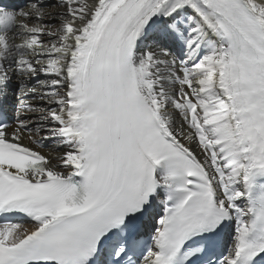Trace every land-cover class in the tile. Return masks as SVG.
<instances>
[{
    "label": "snow or ice",
    "instance_id": "6c2138e0",
    "mask_svg": "<svg viewBox=\"0 0 264 264\" xmlns=\"http://www.w3.org/2000/svg\"><path fill=\"white\" fill-rule=\"evenodd\" d=\"M58 3L0 7V264H264V0Z\"/></svg>",
    "mask_w": 264,
    "mask_h": 264
},
{
    "label": "bare ground",
    "instance_id": "6f19581e",
    "mask_svg": "<svg viewBox=\"0 0 264 264\" xmlns=\"http://www.w3.org/2000/svg\"><path fill=\"white\" fill-rule=\"evenodd\" d=\"M84 3H90V0H84ZM29 6H30V4H27V6L21 8L20 10L27 11V10H29ZM39 6L44 9L46 15L40 21H37L34 18L28 19L26 22L29 25H31V26H34L36 23H48V24L55 25L57 23V20L50 19V16L57 15L59 12L64 11V9L60 8L58 0H52L47 5L39 4ZM17 32H18V29H15V28L9 32V36L13 37V42H15V43L18 42L17 39L19 37L18 35H16ZM42 39L44 41H47L49 38L47 36H43ZM9 76H10V79L6 82V84L0 86V88L2 90H4V91H7L9 93L10 102H12L15 105H17L18 99H20V98L31 99V96L20 97V95H19L20 89H19L17 76L14 73H12V72L9 73ZM39 78L40 79H47L48 77H45V76L41 75ZM34 82L35 81H30L29 82V86H31V84L34 83ZM13 112H15V110ZM24 142L29 143V140L25 139ZM45 144L47 146H46V149L43 150L44 154H46V155H48V154H51V155H60V154H62L63 150L54 148L52 146L51 142H45ZM53 162L55 163V161H53ZM23 227L24 228H30L31 224H28V223L24 224Z\"/></svg>",
    "mask_w": 264,
    "mask_h": 264
},
{
    "label": "rangeland",
    "instance_id": "374dc122",
    "mask_svg": "<svg viewBox=\"0 0 264 264\" xmlns=\"http://www.w3.org/2000/svg\"><path fill=\"white\" fill-rule=\"evenodd\" d=\"M17 41H18V42H21L20 39H18ZM18 42H17V43H18Z\"/></svg>",
    "mask_w": 264,
    "mask_h": 264
},
{
    "label": "clouds",
    "instance_id": "9594fccd",
    "mask_svg": "<svg viewBox=\"0 0 264 264\" xmlns=\"http://www.w3.org/2000/svg\"><path fill=\"white\" fill-rule=\"evenodd\" d=\"M16 15H19L18 13Z\"/></svg>",
    "mask_w": 264,
    "mask_h": 264
}]
</instances>
